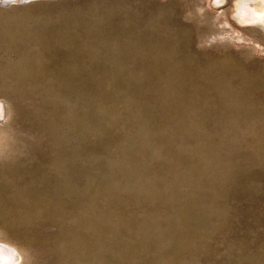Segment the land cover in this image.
<instances>
[{
  "label": "rangeland",
  "instance_id": "rangeland-1",
  "mask_svg": "<svg viewBox=\"0 0 264 264\" xmlns=\"http://www.w3.org/2000/svg\"><path fill=\"white\" fill-rule=\"evenodd\" d=\"M250 11L0 0V264H264Z\"/></svg>",
  "mask_w": 264,
  "mask_h": 264
},
{
  "label": "bare ground",
  "instance_id": "bare-ground-1",
  "mask_svg": "<svg viewBox=\"0 0 264 264\" xmlns=\"http://www.w3.org/2000/svg\"><path fill=\"white\" fill-rule=\"evenodd\" d=\"M241 9V8H240ZM244 9L246 10V8L244 7ZM237 13H239V12H237ZM245 14V13H244ZM247 15L248 16H246L245 15V17L247 18V19H249L250 21H262V22H264V14H263V16H259L258 14H257V12L256 11H250V12H248L247 13ZM244 16V15H243ZM244 17V18H245ZM242 19V18H241ZM252 23V22H251ZM256 23V22H255ZM1 114V113H0ZM246 217V216H245ZM256 223V222H255ZM0 250H1V248H0ZM2 250H4V249H2ZM6 250V249H5ZM7 251H9L8 249H7ZM151 251V250H150ZM12 252V251H11ZM10 252V253H11ZM2 253V252H1ZM13 254V253H12ZM1 256V255H0ZM15 256V255H14ZM11 257V256H10ZM13 263V262H12ZM15 264H17V263H15Z\"/></svg>",
  "mask_w": 264,
  "mask_h": 264
},
{
  "label": "water",
  "instance_id": "water-1",
  "mask_svg": "<svg viewBox=\"0 0 264 264\" xmlns=\"http://www.w3.org/2000/svg\"><path fill=\"white\" fill-rule=\"evenodd\" d=\"M20 2H25V1H27V0H19Z\"/></svg>",
  "mask_w": 264,
  "mask_h": 264
}]
</instances>
